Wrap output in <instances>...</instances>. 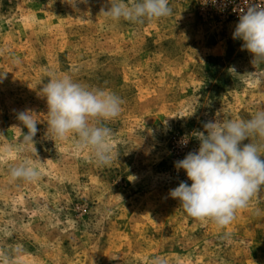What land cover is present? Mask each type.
<instances>
[{
    "label": "rangeland",
    "instance_id": "obj_1",
    "mask_svg": "<svg viewBox=\"0 0 264 264\" xmlns=\"http://www.w3.org/2000/svg\"><path fill=\"white\" fill-rule=\"evenodd\" d=\"M110 2L0 0V146L18 144L17 112L39 121L36 155L0 162V264H264V188L224 229L168 195L191 184L174 162L198 149L204 123L264 109V63L232 38L241 10L264 0H169L171 16L142 24L104 16ZM65 74L125 101L106 122L109 166L74 135L47 134L40 90ZM24 161L36 180L10 178Z\"/></svg>",
    "mask_w": 264,
    "mask_h": 264
},
{
    "label": "clouds",
    "instance_id": "obj_2",
    "mask_svg": "<svg viewBox=\"0 0 264 264\" xmlns=\"http://www.w3.org/2000/svg\"><path fill=\"white\" fill-rule=\"evenodd\" d=\"M241 11L232 38L243 42L242 50L252 55L253 63H264V5L252 4L246 12ZM101 13L112 21L142 24L167 18L173 14V9L169 0H131L130 3L114 0L108 10L101 9ZM40 91L48 109V135L58 140L74 135L77 137L75 149L88 150L98 166H109L118 159L113 130L106 122L120 115L125 103L123 98L107 89H90L68 74L51 76ZM16 119L22 126H14L20 131V139L15 146H0V162L12 159L29 146L36 155L34 137L39 123L36 114L25 109L17 112ZM203 129L195 133L198 149L174 162V167L183 170L191 184L181 181L168 195L178 200L190 217L210 221L224 229L264 188V160L261 159L264 156V109L247 120H211L203 124ZM245 140L250 143L243 144ZM9 174L12 180L28 182L39 177L38 170L28 161L11 167Z\"/></svg>",
    "mask_w": 264,
    "mask_h": 264
}]
</instances>
